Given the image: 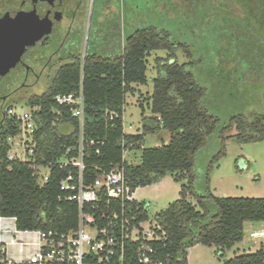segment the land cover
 Wrapping results in <instances>:
<instances>
[{"label": "trees", "instance_id": "obj_1", "mask_svg": "<svg viewBox=\"0 0 264 264\" xmlns=\"http://www.w3.org/2000/svg\"><path fill=\"white\" fill-rule=\"evenodd\" d=\"M258 2L264 4V0H249V7L256 8ZM154 30L141 29L134 42L130 37L123 57L117 61L87 60L82 74V133L78 123L73 120L68 122L73 126V132L69 135H63L59 128L49 125H39L34 132L36 147L33 155L36 164L50 163L52 167L44 186L36 184L29 163L7 161L9 146L6 138L19 130L18 126L8 123L0 141V216L15 218L17 228L21 230L74 229L78 206L65 201L67 193L61 191L59 183L66 171L55 165L65 150L75 146L82 134L83 178L87 185L94 182L96 167L106 171L111 164L121 162L122 140L126 149L142 148V135L124 134L122 108L125 95L133 91L132 86L147 83L149 54L174 47L167 35ZM190 65H180L177 61L172 65L159 64L157 78L153 80V93L149 98V109L154 117L144 124L143 131L153 134L161 129L166 130L170 135L169 142L159 147L141 149L139 164L124 165L128 185L133 192L158 183L166 174H170L175 182L182 178L187 180V184L180 189L179 198L155 215L167 234V240L157 243L155 248L159 257L169 254L172 264H187V251L198 244L213 245L225 252L242 240L245 223H264V198H219L210 191L203 198L196 195L192 188L190 171L193 155L203 146L217 121L200 105L205 89L196 82ZM80 81L81 71L76 66L73 76L65 74L48 93L28 103L31 106L42 103L45 111L57 94L79 90ZM111 112L116 113L118 118H111ZM44 116L49 118L46 113ZM228 127H235L236 134L232 138L240 145L260 142L264 138V112L249 117L237 115L231 119ZM190 196L196 198L201 212L188 201ZM135 205L145 213L148 210L144 202H135ZM223 264H264V247L235 255Z\"/></svg>", "mask_w": 264, "mask_h": 264}, {"label": "rangeland", "instance_id": "obj_2", "mask_svg": "<svg viewBox=\"0 0 264 264\" xmlns=\"http://www.w3.org/2000/svg\"><path fill=\"white\" fill-rule=\"evenodd\" d=\"M115 4L121 25L123 19L134 17L140 29H155L174 45L147 57V83L125 97L124 133L142 135L145 148L169 142L166 130L143 131L145 122L154 117L149 109L153 80L159 64L191 63L196 82L205 89L200 105L217 121L193 155L190 174L195 194L205 198L210 191L219 198H264V138L240 145L232 138L235 127H228L237 115L264 112V4L258 2L253 9L249 0H115ZM25 104L29 103L21 105ZM25 141L14 139L12 150L28 152ZM132 151L127 154L130 164H139L141 150ZM186 184L185 178L175 182L166 174L158 183L138 188L133 198L148 206L146 214L151 218L176 201ZM188 201L201 212L194 196ZM262 226L245 223L242 240L225 252L213 245L193 246L187 251V264H223L235 255L254 252L257 244L249 240V233Z\"/></svg>", "mask_w": 264, "mask_h": 264}, {"label": "built area", "instance_id": "obj_3", "mask_svg": "<svg viewBox=\"0 0 264 264\" xmlns=\"http://www.w3.org/2000/svg\"><path fill=\"white\" fill-rule=\"evenodd\" d=\"M45 113L49 118H45ZM8 114L10 123L19 130L6 138L9 146L6 159L29 163L36 184L42 187L48 182L52 167L50 163L36 164L34 132L39 125L59 128L73 120L82 133V83L77 91L54 96L45 111L42 103L25 104L9 110ZM65 114L68 117H64ZM109 116L118 118L114 112ZM16 138L26 139L24 145L28 152L20 154L12 150ZM121 147V162L111 164L106 171L96 167L94 182L86 185L81 134L77 144L67 148L55 163L60 170L66 171L59 183L61 191L67 193L65 201L78 206L76 227L66 231L21 230L17 228L15 218L0 216V264H172L169 254L159 257L155 248L157 243L167 240L166 232L155 215L149 218L135 205L134 192L128 185L124 167L130 164L127 154L132 150L125 148L124 140ZM43 170L46 173H42ZM248 238L257 244L256 250L264 247V223L251 230Z\"/></svg>", "mask_w": 264, "mask_h": 264}, {"label": "flooded vegetation", "instance_id": "obj_4", "mask_svg": "<svg viewBox=\"0 0 264 264\" xmlns=\"http://www.w3.org/2000/svg\"><path fill=\"white\" fill-rule=\"evenodd\" d=\"M138 32L134 17L120 24L115 0H0V141L9 110L48 93L76 66L82 83L87 60L121 59Z\"/></svg>", "mask_w": 264, "mask_h": 264}, {"label": "crops", "instance_id": "obj_5", "mask_svg": "<svg viewBox=\"0 0 264 264\" xmlns=\"http://www.w3.org/2000/svg\"><path fill=\"white\" fill-rule=\"evenodd\" d=\"M136 21V20H135ZM137 24V23H136ZM138 27V26H137ZM138 29H139V31L141 30L139 27H138ZM137 85H133L132 87L134 88V87H136ZM139 95H141V93L139 92ZM140 98V97H139ZM262 103H264L263 101H262ZM144 117H146V116H144ZM146 123V122H145ZM149 123V122H148ZM148 123H146V124H148ZM67 126H69V127H67ZM59 130H60V132L63 134V135H69L70 133H72L73 132V126L70 124V123H64V124H62L60 127H59ZM136 134H138V133H136ZM136 134H132V135H136ZM141 149H144L145 147L143 146V143H141ZM140 149V150H141ZM136 151H138V150H136ZM133 152V151H132ZM141 153V152H140ZM135 164H138V162H136ZM137 190V189H136ZM135 190V191H136ZM134 191V192H135Z\"/></svg>", "mask_w": 264, "mask_h": 264}]
</instances>
